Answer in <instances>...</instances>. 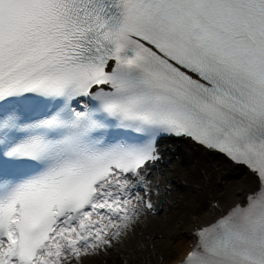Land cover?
<instances>
[{
	"label": "snow or ice",
	"instance_id": "obj_1",
	"mask_svg": "<svg viewBox=\"0 0 264 264\" xmlns=\"http://www.w3.org/2000/svg\"><path fill=\"white\" fill-rule=\"evenodd\" d=\"M165 140L257 180L180 264H264V0H0V264L123 245Z\"/></svg>",
	"mask_w": 264,
	"mask_h": 264
},
{
	"label": "bare ground",
	"instance_id": "obj_2",
	"mask_svg": "<svg viewBox=\"0 0 264 264\" xmlns=\"http://www.w3.org/2000/svg\"><path fill=\"white\" fill-rule=\"evenodd\" d=\"M161 147L164 158L151 178L153 185L160 189L159 196H153L154 201L157 203L161 197L162 202L158 204L157 215L146 213L141 217L142 223L137 232L145 237L148 245L151 243L148 240L158 238L161 225L167 218L171 233L166 239H170L168 245L172 247L156 254L152 261L140 260L137 263L134 258L136 241L130 234L123 245L107 252L110 255L126 253L127 264L177 263L193 242V230L197 223L214 220L221 210L242 202L257 187L256 177L248 169L233 165L223 156L209 153L191 141L171 140L163 142ZM190 197H194L196 202L192 204ZM216 203H219V209L213 206ZM173 237L178 238L176 243L171 242ZM104 254L88 257L84 264H94L95 259Z\"/></svg>",
	"mask_w": 264,
	"mask_h": 264
},
{
	"label": "rangeland",
	"instance_id": "obj_3",
	"mask_svg": "<svg viewBox=\"0 0 264 264\" xmlns=\"http://www.w3.org/2000/svg\"><path fill=\"white\" fill-rule=\"evenodd\" d=\"M190 201L196 202V199L194 197H190ZM165 223L164 225H161L160 235L158 238H155V240H148V242H151L147 245L145 237L138 233V230H135L134 237L136 241V247L134 250V258L136 259L137 263L138 261H152L155 259L156 254L160 252H165L166 249L170 248L171 245H168L170 239H166L167 234L171 233V229H168L167 227V218L164 219ZM163 231V232H162ZM174 238V240H173ZM171 239V242H177L178 238L173 237ZM169 252V251H168ZM127 254L121 253L118 254L117 252L114 254L108 253L105 254L102 257H98L95 259L94 264H127L126 262Z\"/></svg>",
	"mask_w": 264,
	"mask_h": 264
}]
</instances>
